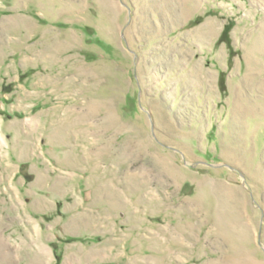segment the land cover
<instances>
[{
  "label": "rangeland",
  "instance_id": "rangeland-1",
  "mask_svg": "<svg viewBox=\"0 0 264 264\" xmlns=\"http://www.w3.org/2000/svg\"><path fill=\"white\" fill-rule=\"evenodd\" d=\"M37 244L264 264V0H0V264Z\"/></svg>",
  "mask_w": 264,
  "mask_h": 264
},
{
  "label": "bare ground",
  "instance_id": "bare-ground-1",
  "mask_svg": "<svg viewBox=\"0 0 264 264\" xmlns=\"http://www.w3.org/2000/svg\"><path fill=\"white\" fill-rule=\"evenodd\" d=\"M36 228H37V226H34L32 231H36ZM30 237H33V236H30ZM36 246H37V254H38L37 257H38V259L41 261H44L45 263L48 262L47 264H49V262H50L49 251L45 247L40 246L39 244H37ZM15 250L16 249L14 248V246L13 247L9 246V247H7V251H5L6 253H4V254L6 256H8L9 254L16 252ZM5 255H3V256H5Z\"/></svg>",
  "mask_w": 264,
  "mask_h": 264
}]
</instances>
